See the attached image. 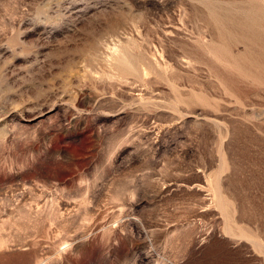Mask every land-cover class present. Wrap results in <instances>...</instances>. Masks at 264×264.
Listing matches in <instances>:
<instances>
[{"label": "rangeland", "instance_id": "1", "mask_svg": "<svg viewBox=\"0 0 264 264\" xmlns=\"http://www.w3.org/2000/svg\"><path fill=\"white\" fill-rule=\"evenodd\" d=\"M260 38L264 0H0V264H264Z\"/></svg>", "mask_w": 264, "mask_h": 264}, {"label": "bare ground", "instance_id": "2", "mask_svg": "<svg viewBox=\"0 0 264 264\" xmlns=\"http://www.w3.org/2000/svg\"><path fill=\"white\" fill-rule=\"evenodd\" d=\"M238 9V8H237ZM241 23V22H240ZM244 24V23H243ZM251 25V24H250ZM241 28V27H240ZM260 28V27H259ZM246 30V29H245ZM257 30V29H256ZM259 30V29H258ZM262 30V29H261ZM248 31H249V29H248ZM250 31H252V28L250 29ZM253 32V31H252ZM254 32H255V30H254ZM244 33H245V31H244ZM246 33H247V30H246ZM258 33H260V32H258ZM254 34V33H253ZM250 35V34H249ZM248 35V36H249ZM262 35V34H261ZM254 38V37H253ZM253 38L251 39V40H253ZM256 38V37H255ZM259 38V37H258ZM263 38V37H262ZM257 39V38H256ZM261 39V38H260ZM262 40V39H261ZM264 40V39H263ZM263 40H262V43H264L263 42ZM249 42V41H248ZM250 42H252V41H250ZM255 42H257V41H255ZM247 43V42H246ZM254 43V42H253ZM260 43V42H259ZM261 43V44H262ZM252 44V43H251ZM264 45V44H263ZM247 46H249V45H247ZM260 46V45H259ZM250 47H251V45H250ZM254 47V46H253ZM263 47V46H262ZM255 49H256V46H255ZM257 50V49H256ZM247 51V50H246ZM264 51V50H263ZM254 52H255V50H254ZM261 53H262V51H261ZM248 54V53H247ZM251 54V53H250ZM256 54V53H255ZM253 55V54H252ZM260 55V54H259ZM252 57H254V56H252ZM259 57H261V56H259ZM263 57V56H262ZM255 58V57H254ZM258 58V57H257ZM256 58V59H257ZM259 59H261V58H259ZM261 61H263L262 59H261Z\"/></svg>", "mask_w": 264, "mask_h": 264}]
</instances>
